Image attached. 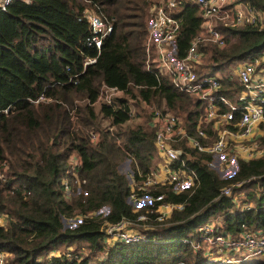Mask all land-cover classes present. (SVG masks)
<instances>
[{"label": "trees", "instance_id": "1", "mask_svg": "<svg viewBox=\"0 0 264 264\" xmlns=\"http://www.w3.org/2000/svg\"><path fill=\"white\" fill-rule=\"evenodd\" d=\"M151 1L11 0L0 7V214L6 217L0 225V250L7 253L6 264H211L183 241L197 236L203 221L219 216L231 234L264 229V193L255 192L264 185V153L239 158L233 170L223 173L208 165L210 153L181 140L177 144L198 173L199 185L180 193L167 184L149 188L163 193L166 201L184 202V207L158 221L157 202L150 206L139 242L106 239L107 222L135 219L146 210L135 211L130 196L142 192V178L160 160L148 108L143 105L148 114L142 109L141 118L133 121L139 113L131 112L125 94L112 103L97 101L100 85L123 88L140 103L161 106L165 101L175 110L191 103L188 92L176 88L167 75L144 66ZM241 1L264 9V0ZM85 7L113 23L98 52L83 42L89 31ZM175 14L180 17L175 42L181 56L200 27L201 13L195 2L184 1ZM218 27L226 43L200 44L199 72L223 70L264 49V25L219 22ZM86 54L95 60L83 65ZM241 87L223 72L222 92L234 98ZM41 91L51 99L30 100ZM193 114L189 110L190 134ZM260 125L264 145V119ZM94 131L100 135L93 141ZM236 181L242 184L233 192L245 190L252 207L241 209L232 195L220 193ZM72 244L78 247L69 248ZM55 249L58 254L52 253ZM255 259L241 264H264V256Z\"/></svg>", "mask_w": 264, "mask_h": 264}, {"label": "built area", "instance_id": "2", "mask_svg": "<svg viewBox=\"0 0 264 264\" xmlns=\"http://www.w3.org/2000/svg\"><path fill=\"white\" fill-rule=\"evenodd\" d=\"M10 1L0 0V7L5 8ZM184 1H193L198 5L201 22L198 31L190 38L185 53L178 56L175 36L180 27V17L175 14V9ZM149 11L143 46L144 66L157 74L167 75L176 88L188 92L191 103H184L175 110L165 101L161 106H149L143 102L150 107V110L147 107L149 125L160 161L157 168L147 172L142 178L138 186L142 192L132 191L130 196L135 211L142 206L146 210L138 211L135 219L123 217L105 224L107 238L125 243H136L144 239L141 228H145L147 212L156 202L155 219L158 221L168 217L173 209H182L185 205L184 202L164 200L163 193H151L150 186L167 184L173 192L180 193L185 189L193 191L199 185L198 173L187 162L182 146L177 144L181 140L198 151L210 153L208 165L223 173L233 170L239 158L259 157L264 153V145L260 141L263 134L260 124L264 119V49L227 66L228 76L242 85L235 92L234 98L221 91L223 73L216 70L198 71L203 56L200 44L208 40L219 46L226 43L218 27L219 22L235 25L250 21L262 26L264 9L241 0H152ZM83 15L87 18L89 29L83 42L98 52L103 38L112 30L113 23L88 7L83 10ZM94 60L95 55L86 54L83 65ZM123 94H128L123 88L103 82L97 101L112 103L115 97ZM50 99L51 96L44 91L30 97L34 102ZM131 106L133 113V105ZM189 110L194 111L195 118L192 134L187 128ZM97 135L98 132H92L91 139L97 140ZM71 159L78 163L74 156ZM230 164L233 167H229ZM62 183L66 189L69 188L67 179ZM134 184L135 182L132 183V189ZM241 184L242 181H236L224 185L220 193L232 195L237 206L247 209L253 206L252 202L240 198L242 192H233V187ZM258 190L264 193V185ZM5 220V215L0 214V225ZM131 224H137V228ZM183 241L201 252L211 264H240L242 261L264 256V229H243L237 234H231L224 229L219 216L203 221L198 226L197 236L185 237ZM6 258L7 253L0 250V264H4ZM180 264L188 263L180 261Z\"/></svg>", "mask_w": 264, "mask_h": 264}, {"label": "rangeland", "instance_id": "3", "mask_svg": "<svg viewBox=\"0 0 264 264\" xmlns=\"http://www.w3.org/2000/svg\"><path fill=\"white\" fill-rule=\"evenodd\" d=\"M151 3V2H150ZM89 9V8H88ZM148 20H149V18H148ZM148 23V22H147ZM230 64H233V63H229L228 65H226L225 66V68L223 69V70H220V69H216V71L218 72V73H223L224 71H226L227 70V66H230ZM127 96L129 97V101H130V103L133 105V114L135 115V113H136V111L135 110H137V112L139 113V116H135V118H133V121H137V119H139V118H141V111H142V109L148 114V111H147V109L145 108V106L146 107H148L149 108V110H150V107L149 106H152V104L150 105V104H148V105H146V104H143V103H140V101H138L137 99H133L132 98V96L130 95V94H127ZM79 101H81V100H79ZM137 102V103H136ZM143 105H145V106H143ZM148 116H149V114H148ZM108 123V119H104V123H103V125H106ZM115 127V129H116V126H114ZM97 132V131H96ZM99 135H100V133L98 132V135H97V137H99ZM217 157H214V159H216ZM232 166V164H230L229 165V167H231ZM233 167V166H232ZM240 192H242L245 196H246V192H245V190L243 191H240ZM255 192L256 193H260L259 192V190H258V188H256V190H255ZM251 199H249V201H250ZM251 202H253V200H251ZM77 221V220H76ZM134 228H137V224H131ZM139 228L141 227V226H138ZM141 229H143V228H141ZM107 240H109V241H114L115 239H113V238H111V237H108V238H106ZM78 247V244H76V245H74V244H72V245H70L69 246V248H72V249H74V248H77ZM64 248V247H63ZM81 252H83V253H85V250L82 248L81 249ZM52 253L53 254H58L59 253V249H55V250H53L52 251ZM254 260H256L255 258L253 259V261ZM7 263V259H5V262H4V264H6Z\"/></svg>", "mask_w": 264, "mask_h": 264}, {"label": "crops", "instance_id": "4", "mask_svg": "<svg viewBox=\"0 0 264 264\" xmlns=\"http://www.w3.org/2000/svg\"><path fill=\"white\" fill-rule=\"evenodd\" d=\"M73 157V155H71V158ZM257 188H260V187H257ZM242 197V199H246V196L244 195V194H242L241 196H240V198ZM253 204V203H252ZM250 261H253V259H249V260H245V261H242L241 263H246V262H250ZM240 263V264H241Z\"/></svg>", "mask_w": 264, "mask_h": 264}]
</instances>
